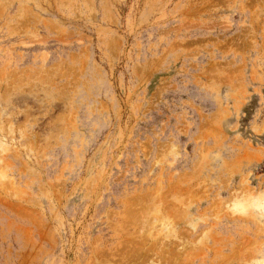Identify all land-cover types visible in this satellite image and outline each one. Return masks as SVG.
Masks as SVG:
<instances>
[{"label": "rangeland", "instance_id": "obj_1", "mask_svg": "<svg viewBox=\"0 0 264 264\" xmlns=\"http://www.w3.org/2000/svg\"><path fill=\"white\" fill-rule=\"evenodd\" d=\"M0 264H264V0H0Z\"/></svg>", "mask_w": 264, "mask_h": 264}]
</instances>
